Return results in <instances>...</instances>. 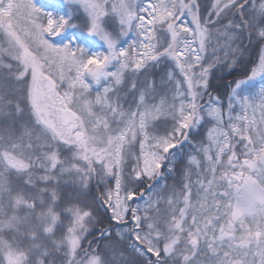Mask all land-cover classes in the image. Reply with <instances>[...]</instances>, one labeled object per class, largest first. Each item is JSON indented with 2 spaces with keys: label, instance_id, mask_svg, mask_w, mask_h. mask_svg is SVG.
I'll list each match as a JSON object with an SVG mask.
<instances>
[{
  "label": "snow or ice",
  "instance_id": "1",
  "mask_svg": "<svg viewBox=\"0 0 264 264\" xmlns=\"http://www.w3.org/2000/svg\"><path fill=\"white\" fill-rule=\"evenodd\" d=\"M0 264H264V0H0Z\"/></svg>",
  "mask_w": 264,
  "mask_h": 264
},
{
  "label": "trees",
  "instance_id": "2",
  "mask_svg": "<svg viewBox=\"0 0 264 264\" xmlns=\"http://www.w3.org/2000/svg\"><path fill=\"white\" fill-rule=\"evenodd\" d=\"M212 49L210 50L209 54L211 53ZM222 54V53H220ZM252 56H255V51L253 50ZM239 73H232L231 75L224 70L216 71L214 78H213V91L215 94H219L222 99L225 98V95L227 93V84L229 81L235 78L236 75Z\"/></svg>",
  "mask_w": 264,
  "mask_h": 264
},
{
  "label": "rangeland",
  "instance_id": "3",
  "mask_svg": "<svg viewBox=\"0 0 264 264\" xmlns=\"http://www.w3.org/2000/svg\"><path fill=\"white\" fill-rule=\"evenodd\" d=\"M38 2L43 3V0H38ZM211 48H209V52H210ZM217 51L219 52V49H217Z\"/></svg>",
  "mask_w": 264,
  "mask_h": 264
}]
</instances>
